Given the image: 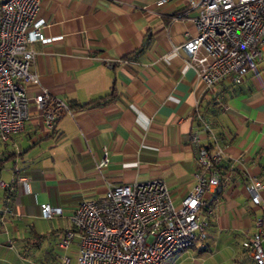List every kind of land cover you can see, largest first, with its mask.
I'll list each match as a JSON object with an SVG mask.
<instances>
[{
  "label": "crops",
  "instance_id": "1",
  "mask_svg": "<svg viewBox=\"0 0 264 264\" xmlns=\"http://www.w3.org/2000/svg\"><path fill=\"white\" fill-rule=\"evenodd\" d=\"M196 15L190 0H41L43 32L55 39L32 45L31 69L71 113L48 126L31 105L23 130L0 141L9 158L0 182L10 186H0V210H10L0 264H62L63 255L75 264L77 239L63 250L57 232L71 228L80 201L111 185L162 179L179 205L195 185L192 135L223 150L221 183L205 196L206 247L169 263L255 264L241 241L256 219L264 231V189L258 205L246 189L252 177L264 183V53L241 84L207 88L178 49L196 35ZM44 203L63 215L42 219Z\"/></svg>",
  "mask_w": 264,
  "mask_h": 264
},
{
  "label": "built area",
  "instance_id": "2",
  "mask_svg": "<svg viewBox=\"0 0 264 264\" xmlns=\"http://www.w3.org/2000/svg\"><path fill=\"white\" fill-rule=\"evenodd\" d=\"M40 2L0 0L1 142L23 130L31 105L48 126L71 113L64 102L41 87L31 69L32 45L55 39L43 32ZM190 8L197 11L193 19L196 35L178 47L187 56V66L207 88L224 79L241 84L264 53V0H190ZM31 87L39 90L33 97L28 92ZM191 143L197 166L195 185L179 205L173 203L162 179L111 185L103 196L82 200L74 207L71 228L57 232L58 247L66 250L77 239L75 264H169L173 255L196 240L203 247L211 213L205 196L221 183L219 166L224 152L219 146L210 151L200 145L197 135L191 136ZM106 162L104 157L99 165ZM0 186L10 188L1 182ZM246 189L252 204L258 205L264 183L252 177ZM3 212L10 210L6 207ZM62 215L60 206L40 205L42 219ZM254 225L255 232L243 233L241 247L255 264H264L262 221L256 219ZM61 263L69 264L67 255Z\"/></svg>",
  "mask_w": 264,
  "mask_h": 264
},
{
  "label": "trees",
  "instance_id": "3",
  "mask_svg": "<svg viewBox=\"0 0 264 264\" xmlns=\"http://www.w3.org/2000/svg\"><path fill=\"white\" fill-rule=\"evenodd\" d=\"M101 102H99V101H93V102H91V103H87V104H83V105H81L80 107L81 108H84V107H86V106H96V105H99ZM9 158L8 157H5V158H0V169L3 167V163L5 162V161H7ZM219 170H220V168H219ZM221 172V171H220ZM221 177H222V174H221ZM3 215H4V212H3V210H0V225L2 224V217H3ZM194 245V244H193ZM203 246H205L204 244H203ZM206 247V246H205ZM200 248H203V247H200ZM244 250V249H243Z\"/></svg>",
  "mask_w": 264,
  "mask_h": 264
},
{
  "label": "rangeland",
  "instance_id": "4",
  "mask_svg": "<svg viewBox=\"0 0 264 264\" xmlns=\"http://www.w3.org/2000/svg\"><path fill=\"white\" fill-rule=\"evenodd\" d=\"M5 177L2 179L4 181ZM6 180V179H5ZM7 183V180L4 181ZM49 222V221H48ZM205 246H206V238L204 239V242H202ZM205 246H203V248H205ZM200 247V241L196 240L194 242V245L190 247V249H194V248H199ZM174 255L169 259V262H172V260H174ZM170 264V263H169ZM173 264V263H171ZM196 264H201L200 262H197Z\"/></svg>",
  "mask_w": 264,
  "mask_h": 264
}]
</instances>
